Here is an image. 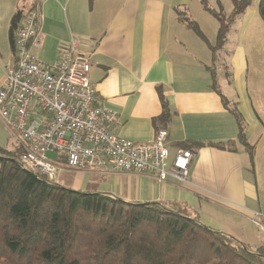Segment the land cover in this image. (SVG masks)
I'll use <instances>...</instances> for the list:
<instances>
[{
	"label": "crops",
	"instance_id": "crops-1",
	"mask_svg": "<svg viewBox=\"0 0 264 264\" xmlns=\"http://www.w3.org/2000/svg\"><path fill=\"white\" fill-rule=\"evenodd\" d=\"M34 2L29 0L26 10ZM259 2L252 0L237 16L214 56L210 45L216 44L219 22L208 19L204 9H219L210 0L43 1L35 54L44 64L58 62L71 40L80 39L74 55L89 58L98 101L118 112L114 133L149 142L164 128L170 160L179 147L196 153L187 183L160 181L156 172L76 169L61 172L56 182L128 202L179 205L250 247L264 245V19ZM208 27L216 34L214 42ZM15 60L9 34H0V86L5 68ZM208 67L215 70V80ZM218 78L233 89V99L217 87ZM161 94L171 114L165 121L160 119ZM233 111L241 115L252 155L240 141ZM10 135L0 117V146Z\"/></svg>",
	"mask_w": 264,
	"mask_h": 264
},
{
	"label": "trees",
	"instance_id": "trees-1",
	"mask_svg": "<svg viewBox=\"0 0 264 264\" xmlns=\"http://www.w3.org/2000/svg\"><path fill=\"white\" fill-rule=\"evenodd\" d=\"M251 2L232 0L230 14L206 5L219 22L216 44L210 45L214 56ZM258 10L264 19V0ZM24 12H16L9 28L14 53ZM190 27L207 41L196 23ZM208 69L215 80V70ZM161 100L160 119L165 121L171 114L162 94ZM233 113L240 141L252 155L241 115ZM0 264H264V245L250 247L206 226L179 205L128 202L64 187L0 146Z\"/></svg>",
	"mask_w": 264,
	"mask_h": 264
},
{
	"label": "built area",
	"instance_id": "built-area-1",
	"mask_svg": "<svg viewBox=\"0 0 264 264\" xmlns=\"http://www.w3.org/2000/svg\"><path fill=\"white\" fill-rule=\"evenodd\" d=\"M43 1L35 0L24 12L16 32V60L5 68L0 86V117L22 146L20 163L53 181L66 169H76L156 172L160 181L189 182L196 153L179 147L170 160L166 129L149 142L114 133L118 112L98 101L89 58L74 55L80 39H72L52 65L38 58Z\"/></svg>",
	"mask_w": 264,
	"mask_h": 264
},
{
	"label": "rangeland",
	"instance_id": "rangeland-1",
	"mask_svg": "<svg viewBox=\"0 0 264 264\" xmlns=\"http://www.w3.org/2000/svg\"><path fill=\"white\" fill-rule=\"evenodd\" d=\"M28 1L29 0H0V34H3V35L4 33L9 34V28H10L12 17L16 14L18 10L22 9L26 11V6H27ZM218 2H221V4L223 5V9L225 10L226 13H229L232 10L231 0H210L211 6L217 9H220V5L218 7ZM204 13L206 17H208V19L213 21V23L215 22L217 24V20L215 16H213L210 12L206 11L205 9H204ZM180 15L183 17H188L184 13H181ZM207 32H208L207 35L209 39L211 40V42H214L216 38V34L214 33V31L212 32L210 27H208ZM217 87H219L224 94H227L229 99H233L232 98V93H234L233 89H229L230 87L228 86L224 78H218ZM7 128L11 131L12 135H10L7 138L9 140H6L5 138V141L2 143V146L4 145L10 150L12 149L14 152H17V155L19 157L22 153V146L21 144H19V141L17 140V138H14L15 134L13 133V131L9 127ZM49 157L52 159H56V154L49 153ZM258 220L261 221L260 218H258ZM257 226L259 227L260 225L258 224ZM255 230L258 231L257 228H255Z\"/></svg>",
	"mask_w": 264,
	"mask_h": 264
}]
</instances>
